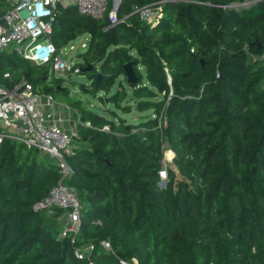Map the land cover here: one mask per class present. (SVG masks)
I'll use <instances>...</instances> for the list:
<instances>
[{"label": "trees", "instance_id": "1", "mask_svg": "<svg viewBox=\"0 0 264 264\" xmlns=\"http://www.w3.org/2000/svg\"><path fill=\"white\" fill-rule=\"evenodd\" d=\"M159 1L157 25L131 14ZM116 17L125 20L107 29V14L93 20L58 8L50 35L58 51L88 36L76 67L91 87L80 89L100 94L114 109L108 117L58 82L46 85L47 66L0 52L1 85L25 81L53 99L59 92L77 111L64 184L82 204L74 243L55 236L64 211L34 206L59 180L56 167L1 140L0 264H264V0H120ZM116 111L135 112L138 123ZM168 152L174 168L161 187ZM86 245L92 250L77 259Z\"/></svg>", "mask_w": 264, "mask_h": 264}, {"label": "built area", "instance_id": "2", "mask_svg": "<svg viewBox=\"0 0 264 264\" xmlns=\"http://www.w3.org/2000/svg\"><path fill=\"white\" fill-rule=\"evenodd\" d=\"M7 7L0 15V52H14L24 60L36 66L51 65L55 73L78 74L79 69L57 50L50 39L52 25L58 8L74 6L79 15L93 20H101L107 14V29L123 23L125 18L117 19L116 13L120 4L115 0V7L109 8V0H5ZM163 1L142 7H134L132 15H138L141 21L149 25H157L163 17ZM1 5V3H0ZM112 6V5H111ZM83 47H87L83 45ZM64 48V47H63ZM264 58V57H263ZM9 80L8 74L3 76ZM44 106L41 109L40 95L33 87L22 81L12 88L0 84V142L8 138L20 142L28 148L36 149L46 156L56 167L59 180L48 195L34 206L35 211L53 214L56 209L64 211L59 218L58 238L69 237L74 243L78 234L82 204L76 192L64 182L71 175V168L65 156L71 153L76 133L65 130L62 120L55 117V101L52 96L44 95ZM76 114V110H71ZM79 122V121H78ZM89 126V124H85ZM166 163V162H165ZM161 171L162 182L167 181V173ZM95 225H100L99 221ZM101 247L111 251L108 241H102ZM92 250V245L75 249L77 259H82ZM120 264H138V261H119Z\"/></svg>", "mask_w": 264, "mask_h": 264}, {"label": "rangeland", "instance_id": "3", "mask_svg": "<svg viewBox=\"0 0 264 264\" xmlns=\"http://www.w3.org/2000/svg\"><path fill=\"white\" fill-rule=\"evenodd\" d=\"M120 1V0H119ZM109 3H111L112 5V9L113 7H115V0H109ZM88 36L87 35H82L80 37H78L76 40L68 43L64 48H62V55L65 58H68L71 63L73 64H79V56L80 54H82L86 48L83 47V45L87 46L88 44ZM59 83L61 85V87H63V89H65L67 91V93L69 94V97H73V100H75L76 98L81 99L84 104L91 110H93L95 113H99L102 114L106 117H108L109 115L107 114L108 109H113V107L111 105H107L104 101H103V97L100 98H96V97H100V94H97L96 97H93L90 94L84 93L81 89H80V84L86 86L87 88L90 89V80L85 76V75H81V74H69V73H55L51 67V65H47V83L46 85L54 87V89L56 88V83ZM116 85L113 88V91L115 90ZM54 96V101L60 102L62 104H66L67 106H69L67 103V99L65 97L64 94H60L59 92H56ZM102 96V94H101ZM117 114L120 117H123L125 119L126 123H138V114H136L135 112L130 113L129 115H124L121 114L119 111H116ZM76 118V116H75ZM77 121V119H76ZM169 153V152H168ZM168 153H166L165 155V168L167 167H171L174 168L173 164H172V160L174 158V154H169L168 157ZM172 153V152H171ZM45 158H47L46 156H43ZM170 158V159H169ZM166 182H162L161 183V187H164L166 185Z\"/></svg>", "mask_w": 264, "mask_h": 264}, {"label": "crops", "instance_id": "4", "mask_svg": "<svg viewBox=\"0 0 264 264\" xmlns=\"http://www.w3.org/2000/svg\"><path fill=\"white\" fill-rule=\"evenodd\" d=\"M40 95L41 100V109L43 111H47L48 108L44 106V95ZM71 108L66 104H62L60 102H55V117L60 118L62 120L61 126L68 131L76 133L78 121H76L75 114L71 112Z\"/></svg>", "mask_w": 264, "mask_h": 264}, {"label": "water", "instance_id": "5", "mask_svg": "<svg viewBox=\"0 0 264 264\" xmlns=\"http://www.w3.org/2000/svg\"><path fill=\"white\" fill-rule=\"evenodd\" d=\"M0 25L3 26L4 28H6V23L3 20L0 21ZM123 72H124L123 74L125 77L126 84L130 87L133 86L136 83V77L134 75L131 64L124 65ZM101 78H103V75L96 74V79L94 82V89L92 92L93 94L98 92V89H99L98 86H99V82H100ZM54 235L57 236V234L55 232H54Z\"/></svg>", "mask_w": 264, "mask_h": 264}, {"label": "bare ground", "instance_id": "6", "mask_svg": "<svg viewBox=\"0 0 264 264\" xmlns=\"http://www.w3.org/2000/svg\"><path fill=\"white\" fill-rule=\"evenodd\" d=\"M169 154H173V153L169 152V153H168V157H169ZM169 159H170V158H169Z\"/></svg>", "mask_w": 264, "mask_h": 264}]
</instances>
